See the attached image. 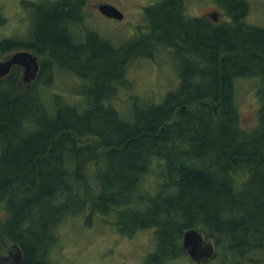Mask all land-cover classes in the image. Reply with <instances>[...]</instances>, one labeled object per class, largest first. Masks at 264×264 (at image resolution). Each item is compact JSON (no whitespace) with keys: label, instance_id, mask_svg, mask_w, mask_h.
I'll use <instances>...</instances> for the list:
<instances>
[{"label":"trees","instance_id":"1","mask_svg":"<svg viewBox=\"0 0 264 264\" xmlns=\"http://www.w3.org/2000/svg\"><path fill=\"white\" fill-rule=\"evenodd\" d=\"M214 1L221 26L166 0L148 11L150 36L124 48L83 26L85 0H63L38 11L27 42L0 46L43 62L31 89L20 69L0 78L1 250L60 264L59 230L84 219L122 236L151 231L144 264L188 256L192 230L214 247L202 264H264V26L247 20V0ZM166 53L176 89L127 97L132 63ZM65 75L72 96L54 89ZM253 80L261 109L248 130L237 89Z\"/></svg>","mask_w":264,"mask_h":264},{"label":"rangeland","instance_id":"2","mask_svg":"<svg viewBox=\"0 0 264 264\" xmlns=\"http://www.w3.org/2000/svg\"><path fill=\"white\" fill-rule=\"evenodd\" d=\"M60 1L63 0H0V46L5 42L13 44L27 42L31 38L30 31L38 11ZM163 1L86 0L88 4L94 5L111 4L126 16V22L123 23L109 19L86 5L87 8L83 9L86 27L116 43H123L138 29V32L142 34V41L145 39L143 37L150 36V26L146 25L144 13L140 14L141 6ZM247 1L251 5L247 20L251 24L264 26V0ZM216 6L214 0H187L188 10L197 18H203L217 11ZM0 55V62L10 56V54L2 53ZM172 67L173 58H169V54H165L159 63L151 60L133 62L128 76L134 88L127 97L135 95L149 99L152 96H161V99L166 91L176 89L179 83L177 75L172 72ZM58 82L63 90L56 87L54 88L56 92L73 95L67 90L68 86L74 83L70 76H62ZM256 85L255 80L242 81L237 89L240 117L242 124L248 130L255 129L259 123L261 101L257 97ZM0 217L5 218L2 210H0ZM58 235L60 241L54 251V257L60 264H144L146 258L155 249L151 231L137 232L132 237L122 236L111 226H95L87 229L84 219L67 222L59 230ZM205 242L213 245L211 241L205 240ZM12 246H8L5 250L0 249V255H6ZM173 264L197 263L188 255Z\"/></svg>","mask_w":264,"mask_h":264},{"label":"water","instance_id":"3","mask_svg":"<svg viewBox=\"0 0 264 264\" xmlns=\"http://www.w3.org/2000/svg\"><path fill=\"white\" fill-rule=\"evenodd\" d=\"M103 16L122 21L123 14L114 6L109 4H100L95 6ZM214 22H218L222 15L218 12L213 13L210 17ZM14 67H21L24 69L23 80L26 83L32 84L37 80L40 72L39 59L31 52L20 51L12 55L7 61L0 62V78L4 79L11 75ZM183 247L190 256V258L197 264H202L205 260H210L214 256V247L205 242L204 236L196 230L188 231L183 240ZM23 253L20 247L15 244L8 251L7 254L0 255V264H22Z\"/></svg>","mask_w":264,"mask_h":264},{"label":"flooded vegetation","instance_id":"4","mask_svg":"<svg viewBox=\"0 0 264 264\" xmlns=\"http://www.w3.org/2000/svg\"><path fill=\"white\" fill-rule=\"evenodd\" d=\"M86 1V0H85ZM164 1H166V0H164ZM163 1V2H164ZM163 2H156L155 4L153 3H150L149 5H142L141 6V8H140V14L141 15H143L142 13H144V16H145V22H146V25L147 24H149V20L147 19V14H148V11L149 10H151V9H153L154 7H156V6H158V5H160V4H162ZM100 4H106V3H99V4H96V5H94V4H88L87 2H86V5H87V7L88 6H91L92 8H93V10H96L97 12H99L97 9H95V6H97V5H100ZM184 4H185V6H187V0H185V2H184ZM86 5H85V7H84V9L85 8H87L86 7ZM109 5H111V4H109ZM115 7V6H114ZM84 11V10H83ZM187 11H188V16L190 17V18H193V19H199V20H203V19H205V20H207V21H209V22H211V23H213L214 25H216V26H221L224 22H225V17H224V14L220 11V10H217V11H215V12H212V13H209L208 15H205V17H203V18H197V17H195V16H193L192 14H191V12H190V10H188V7H187ZM216 12H218V13H220L221 15H222V18H220V20H218V22H214L212 19H210L209 17L213 14V13H216ZM85 13V12H84ZM100 13V12H99ZM122 13V12H121ZM123 16H124V19L122 20V22L123 23H125L126 22V16L123 14ZM84 24V26H86V19H85V22H83ZM142 36V34L141 33H139L138 32V29L137 30H135L134 31V35H131L130 36V38H127V40L126 41H124L123 43H120L124 48H126V47H129V46H131L132 44H134V45H136V44H139L140 42H142L141 41V37ZM146 37H148V36H145V37H143V38H146ZM20 52V51H19ZM15 53H17V52H14V53H12L9 57H7L5 60H3L2 62H4V61H7L12 55H14ZM166 54H168V53H166ZM38 58V57H37ZM169 58H170V55H169ZM39 59V58H38ZM142 60H150V59H142ZM39 62H40V72H39V74H38V77H37V80L35 81V82H33L32 84H29V83H26L24 80H23V75H24V69L23 68H21V67H14L13 69H12V72L14 71V69H20V71H21V77H22V82H21V86H23L25 89H31L36 83H37V81L39 80V78H40V75H41V72H42V68H43V62H42V60H40L39 59ZM12 74V73H11Z\"/></svg>","mask_w":264,"mask_h":264}]
</instances>
